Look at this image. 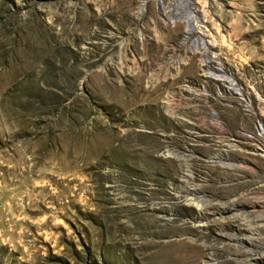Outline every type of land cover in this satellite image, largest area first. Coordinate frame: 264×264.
Instances as JSON below:
<instances>
[{
	"label": "rangeland",
	"instance_id": "374dc122",
	"mask_svg": "<svg viewBox=\"0 0 264 264\" xmlns=\"http://www.w3.org/2000/svg\"><path fill=\"white\" fill-rule=\"evenodd\" d=\"M139 4L0 0V264L243 258L264 0H214L187 33Z\"/></svg>",
	"mask_w": 264,
	"mask_h": 264
},
{
	"label": "bare ground",
	"instance_id": "6f19581e",
	"mask_svg": "<svg viewBox=\"0 0 264 264\" xmlns=\"http://www.w3.org/2000/svg\"><path fill=\"white\" fill-rule=\"evenodd\" d=\"M201 2L203 4L200 5L198 3V0H140L138 13L139 15H143L147 10L148 5L152 3L155 9L154 11L155 17L165 22V24L175 25L177 23H185L187 25L185 30L186 33L189 32L190 30L198 29L199 31V27L201 28V26L199 24L197 25V21H198L197 19H199L198 16H200V13L202 14L203 11H207L206 10L208 8L207 4L208 5L212 4L214 0H201ZM204 41L205 40L202 38L201 42ZM206 45H207V41L205 42L204 50H208L209 48L206 47ZM209 63L210 61H207L206 64ZM224 72H225L224 68L219 67L217 70H213L212 74L217 76H222ZM229 89H232L233 91H238L240 93L239 95L242 94L240 89L237 87L230 86ZM258 196L260 197V195ZM261 200L259 201H257V199L256 201L254 200V203L250 204L249 208L241 210L240 213L233 212L234 211L233 208L229 210L232 211L231 215L233 216H237V215L242 216V220L247 226L246 230L249 233V235L245 238L247 242V246L245 248V254L243 255V258L241 257V259H237L238 262L235 264H258V260L264 258V240L262 241L259 240L260 234L264 232L263 231L264 199L261 198ZM256 202L260 203L261 205L256 204ZM197 205L199 204L197 203ZM208 264H216V261L213 260L210 263L208 262Z\"/></svg>",
	"mask_w": 264,
	"mask_h": 264
},
{
	"label": "built area",
	"instance_id": "2783aa9c",
	"mask_svg": "<svg viewBox=\"0 0 264 264\" xmlns=\"http://www.w3.org/2000/svg\"><path fill=\"white\" fill-rule=\"evenodd\" d=\"M148 8H150V6H148Z\"/></svg>",
	"mask_w": 264,
	"mask_h": 264
}]
</instances>
